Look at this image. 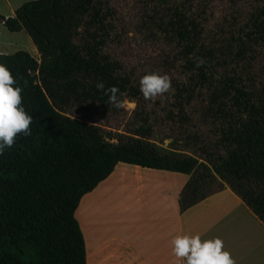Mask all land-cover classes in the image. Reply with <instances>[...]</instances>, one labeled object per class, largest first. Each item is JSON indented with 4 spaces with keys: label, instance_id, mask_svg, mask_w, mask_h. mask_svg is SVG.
<instances>
[{
    "label": "trees",
    "instance_id": "1",
    "mask_svg": "<svg viewBox=\"0 0 264 264\" xmlns=\"http://www.w3.org/2000/svg\"><path fill=\"white\" fill-rule=\"evenodd\" d=\"M212 3L142 1L141 34L174 75L162 112L179 138L168 149L151 141L156 113L139 78L108 53V0H38L0 16L10 33L25 31L40 56L38 63L22 51L0 55L32 117L31 134H17L0 155V264H87L75 213L119 164L188 176L181 212L224 184L264 224V0H224L220 12ZM98 82L136 103L128 135L116 143L81 118L119 113Z\"/></svg>",
    "mask_w": 264,
    "mask_h": 264
},
{
    "label": "crops",
    "instance_id": "2",
    "mask_svg": "<svg viewBox=\"0 0 264 264\" xmlns=\"http://www.w3.org/2000/svg\"><path fill=\"white\" fill-rule=\"evenodd\" d=\"M34 47L29 44L27 53L35 59ZM4 50L0 47V55H8ZM188 180L177 173L117 165L81 199H98L100 232L91 242L92 264H177L171 240L195 234L202 241L221 239L235 264H264V224L224 184L181 212L179 199ZM84 241L87 248L90 242L85 236Z\"/></svg>",
    "mask_w": 264,
    "mask_h": 264
},
{
    "label": "rangeland",
    "instance_id": "3",
    "mask_svg": "<svg viewBox=\"0 0 264 264\" xmlns=\"http://www.w3.org/2000/svg\"><path fill=\"white\" fill-rule=\"evenodd\" d=\"M33 1L38 0H0V16L4 18L13 17L18 8ZM108 1L114 13L113 22L115 24V34L109 45L108 53L126 69L133 71L139 79L147 73L156 72L160 75H167L170 84H172V80H174L173 73H168L161 67L158 49L150 45L141 34L140 13L143 0ZM212 2L211 8L218 12L225 7L224 0H212ZM12 13L13 16H11ZM29 44L34 47L25 31L10 33L0 24V47L5 48L4 51H6L8 55H12L15 51L20 49L26 53L29 52ZM35 59L38 63L40 62L39 54L36 55ZM259 63V67L264 66L262 59H260ZM143 101L149 112L156 113L154 117L156 123L151 141L162 149H168L172 141L178 140L179 138L176 134L177 124L166 122L165 112H162L163 108L168 107L172 102L171 86L167 92L157 96L155 99L145 100L143 97ZM135 110L136 103L125 99L123 100V107L120 108L117 115L107 114L105 116H100L93 110L92 115L84 113L81 115L83 116L81 118L99 126L103 135L106 138H113L111 142L116 143V138L118 136L128 135L127 132L130 129V121ZM177 144L179 145L180 143L178 142ZM217 189H220V187ZM97 202L98 199L91 196L79 203L75 213V217L78 219L77 221L81 226L82 234L85 236V239L90 242L86 248L87 264L93 263L91 242L97 238L100 232L99 228H97L100 223L99 213L96 208ZM79 217L83 220H80Z\"/></svg>",
    "mask_w": 264,
    "mask_h": 264
},
{
    "label": "clouds",
    "instance_id": "4",
    "mask_svg": "<svg viewBox=\"0 0 264 264\" xmlns=\"http://www.w3.org/2000/svg\"><path fill=\"white\" fill-rule=\"evenodd\" d=\"M203 60H199V67ZM139 91L145 100H153L167 92L170 80L167 75L156 72L147 73L139 79ZM95 87L103 90L107 103L113 108L123 107L122 93L116 86L105 88L103 82H98ZM22 88L13 78L8 68L0 64V155L10 149L17 134H31L29 125L32 117L27 114L21 105ZM172 252L177 258V264H235L228 251L223 250L221 239L201 240L199 234L177 235L171 240Z\"/></svg>",
    "mask_w": 264,
    "mask_h": 264
}]
</instances>
